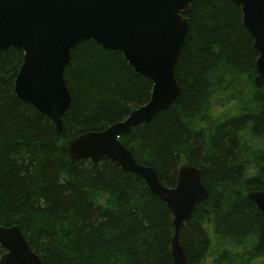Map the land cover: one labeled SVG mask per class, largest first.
Returning a JSON list of instances; mask_svg holds the SVG:
<instances>
[{
	"label": "trees",
	"instance_id": "1",
	"mask_svg": "<svg viewBox=\"0 0 264 264\" xmlns=\"http://www.w3.org/2000/svg\"><path fill=\"white\" fill-rule=\"evenodd\" d=\"M185 15L178 97L119 139L169 187L181 163L201 169L207 202L180 231L187 264H251L264 256V214L246 196L264 190L258 53L232 0H196ZM23 55L0 51V225H18L43 264H173L168 204L113 160L72 161L64 145L124 120L149 101L152 80L122 53L82 41L64 70L72 102L58 136L13 92ZM217 100L234 110L217 113Z\"/></svg>",
	"mask_w": 264,
	"mask_h": 264
},
{
	"label": "water",
	"instance_id": "2",
	"mask_svg": "<svg viewBox=\"0 0 264 264\" xmlns=\"http://www.w3.org/2000/svg\"><path fill=\"white\" fill-rule=\"evenodd\" d=\"M196 0H0V51H23V62L14 82V94L33 105L63 131L62 118L70 108L71 92L64 70L73 48L91 39L105 49L122 53L137 73L153 82L149 101L124 119L100 131H87L64 142L70 160L103 158L125 172L142 177L149 189L164 200L173 213L171 239L173 264H187L180 241L183 224L197 205L207 202L209 190L201 169L180 164L173 187L163 184L157 170L139 163L119 139L160 110L167 109L180 93L175 66L186 40L188 13ZM242 11L243 24L258 53L255 84L264 83V0H232ZM247 197L264 214V191ZM3 264H43L18 225H0Z\"/></svg>",
	"mask_w": 264,
	"mask_h": 264
},
{
	"label": "rangeland",
	"instance_id": "3",
	"mask_svg": "<svg viewBox=\"0 0 264 264\" xmlns=\"http://www.w3.org/2000/svg\"><path fill=\"white\" fill-rule=\"evenodd\" d=\"M220 100H217V102H219ZM226 106H225V103H218V105L215 107V111L217 112V113H220L221 111H222V113H227V112H229V111H233L234 110V108H225ZM251 264H264V258L263 257H261V258H259V259H257V260H255V261H253Z\"/></svg>",
	"mask_w": 264,
	"mask_h": 264
},
{
	"label": "bare ground",
	"instance_id": "4",
	"mask_svg": "<svg viewBox=\"0 0 264 264\" xmlns=\"http://www.w3.org/2000/svg\"><path fill=\"white\" fill-rule=\"evenodd\" d=\"M258 57V56H257ZM257 59V58H256ZM256 61V60H255ZM254 66H255V63H254ZM256 75H257V71H256ZM256 77V76H255ZM254 83H255V78H254ZM256 85V84H255ZM257 86V85H256ZM258 87V86H257ZM131 113V112H130ZM180 166V165H179ZM179 168V167H178ZM251 191V190H250ZM262 191H264V190H262ZM249 192V191H248ZM247 192V193H248ZM246 196H247V194H246ZM248 198V197H247ZM249 199V198H248ZM250 200V199H249ZM251 201V200H250ZM252 202V201H251ZM255 205V204H254ZM258 209V208H257ZM259 210V209H258ZM260 211V210H259ZM261 212V211H260ZM262 213V212H261ZM263 258H264V256H263Z\"/></svg>",
	"mask_w": 264,
	"mask_h": 264
}]
</instances>
